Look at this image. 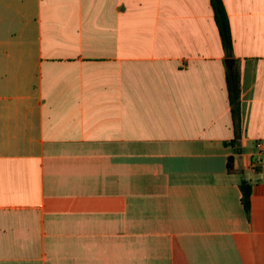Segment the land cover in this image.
Listing matches in <instances>:
<instances>
[{
	"label": "crops",
	"instance_id": "0c3cea01",
	"mask_svg": "<svg viewBox=\"0 0 264 264\" xmlns=\"http://www.w3.org/2000/svg\"><path fill=\"white\" fill-rule=\"evenodd\" d=\"M221 2L229 49L212 0H0V264H264V0Z\"/></svg>",
	"mask_w": 264,
	"mask_h": 264
},
{
	"label": "trees",
	"instance_id": "16d2710c",
	"mask_svg": "<svg viewBox=\"0 0 264 264\" xmlns=\"http://www.w3.org/2000/svg\"><path fill=\"white\" fill-rule=\"evenodd\" d=\"M212 5L214 8L215 19L218 24L220 34L223 40V44L226 49L231 46V38L229 33V27L227 22V17L222 5L221 0H212ZM238 76L235 71H232L230 77L227 80V88L229 91V100L231 106V114L235 125L237 126L239 120V104H238ZM230 158H228L227 166L231 169V164L229 163ZM241 190V202L245 211L249 212L250 207V193L251 185L246 180H241L239 184Z\"/></svg>",
	"mask_w": 264,
	"mask_h": 264
},
{
	"label": "built area",
	"instance_id": "2783aa9c",
	"mask_svg": "<svg viewBox=\"0 0 264 264\" xmlns=\"http://www.w3.org/2000/svg\"><path fill=\"white\" fill-rule=\"evenodd\" d=\"M257 148H258V154H259V158L257 159V163H263L264 162V152H263V148L261 146V143H257Z\"/></svg>",
	"mask_w": 264,
	"mask_h": 264
}]
</instances>
